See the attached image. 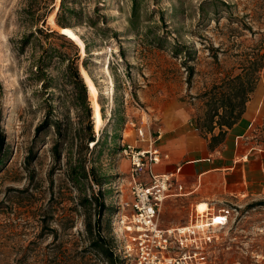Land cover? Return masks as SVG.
Returning a JSON list of instances; mask_svg holds the SVG:
<instances>
[{
    "label": "rangeland",
    "instance_id": "obj_1",
    "mask_svg": "<svg viewBox=\"0 0 264 264\" xmlns=\"http://www.w3.org/2000/svg\"><path fill=\"white\" fill-rule=\"evenodd\" d=\"M41 1L0 0V132L4 135L0 264H112L115 203L132 202L126 190L129 162L119 153L120 140L134 145L135 128L145 126L162 150L163 145L178 142L188 145L192 135L208 142L209 149L218 146L220 136L217 141L212 137L220 133V115L227 118L229 112L220 100L243 73L247 58L261 48L259 33L264 25L252 19L238 21L252 14L253 0H217L231 6L229 13L237 21L228 19L223 6L215 15L206 6L203 16L199 6L210 0H134V16L132 0H76L69 3L75 15L66 16L71 28L65 32L54 23L59 0H52L45 24L39 22L35 28L66 33L81 49L84 41L89 44L86 66L91 78L82 67L86 54L81 49L78 66L93 94L94 134L100 139V145L96 149L88 145V151L77 140L63 141L55 157L57 130L54 123H43L47 113L68 137L79 126L71 87L62 76L66 63L59 64L55 57L49 60L48 97L39 92V82L29 77L34 61L44 55L41 48L62 47L69 54L70 41L39 34L35 48L29 45L20 51L18 40L35 30L25 25L23 10ZM174 46H178L176 54ZM257 76L242 107L253 115L245 144L264 151V62ZM233 108V114L241 110L238 105ZM79 156L85 159L86 171L93 168L99 183L88 177L86 196L98 190L103 194L106 209L100 231L112 256L92 245L84 228L89 212L79 203L84 195L67 178L69 166L74 167ZM195 205L185 197L164 201L161 225L185 226L190 214H196ZM213 207L227 209L229 216L228 225L218 230L219 242L209 250V264H264V196L240 203L218 202Z\"/></svg>",
    "mask_w": 264,
    "mask_h": 264
},
{
    "label": "trees",
    "instance_id": "obj_2",
    "mask_svg": "<svg viewBox=\"0 0 264 264\" xmlns=\"http://www.w3.org/2000/svg\"><path fill=\"white\" fill-rule=\"evenodd\" d=\"M76 1V0H59L58 8H55L53 12H55V18L54 23L61 28V30L66 29L67 27H70V25L66 22L67 17L66 16H74L75 10L69 6V3ZM256 1L255 9H253L252 14H245L243 17H241L239 20L237 18H234L231 13H229V10L231 9V6H228L227 4H224L223 2H219L217 0H210V1H203L200 4V12L204 16L205 13V7L209 6L212 7V15H215L218 13V7L223 6L228 11V19L232 21H244L245 19H252V21H255L256 23H259L260 26L264 25V0H253ZM132 15L134 16L135 8H134V0H132ZM52 4V0H43L40 3L37 4L35 7H29L23 10L25 15V25L30 26L33 25L34 28L36 27L37 23L41 22L42 25L45 24L46 16L49 14V8ZM258 16V17H257ZM130 23L132 25V21L130 20ZM244 27L246 29H250L246 24ZM71 28V27H70ZM44 35L47 37L52 36H60L62 38L67 39L69 42V46L71 47V51L68 53L62 51V47H54V46H48V48H41L44 49L43 53L37 60L34 61V67L32 70H30L29 77L32 78L34 81H38L40 84L41 92L42 94L49 96L48 90L50 89V78H48L47 75H45V70L48 67L49 60L52 57H55L59 64L66 63L65 68L63 70L62 76L64 83L67 86L71 87V105L73 108L77 111L76 119L78 124V130L76 134L73 137H68L66 134L61 133V124L59 122H52L51 115L47 113V118L43 123L49 124L54 123V127L57 130V137L58 141L54 142V145L52 147V152L54 153L55 157L58 156V147L60 146L63 141L69 143L77 140L80 144V146L84 149V151H88V145H92V149H96L100 145V139L95 138V131H94V112L95 109L93 108V94L90 92V89L88 87L87 82L81 77L79 73V53L82 50L85 55V60L82 62V67L84 70L88 73L89 77L91 78L88 68L86 66L87 58H88V48L89 44L84 41V45L82 49L78 46V44L74 43L68 34L66 33H60L59 35L54 31L49 30H42L37 29L31 31L29 34L23 36L20 40H18L20 51L24 50L25 47L32 45L33 48H35L34 41H36L37 35ZM260 36V47L255 53L252 54V57L247 58L245 61L246 65L243 67V73L238 74L234 78L233 86L230 88L229 92L224 93L222 96L221 107H224L227 111H229L227 114V118H225L224 115H220L218 126L220 128V133L218 136H213L212 140L217 141L219 136L221 140L218 141V145L221 144L224 140L226 131L230 129L242 116L244 113V110L242 109L245 102L248 100L249 94H251L254 90V87L258 81V72L263 67L264 62V31L259 33ZM33 39V40H32ZM81 49V50H80ZM23 53V52H21ZM121 59L124 57L123 52L119 50ZM173 54L178 53V46H174L172 50ZM83 79V80H82ZM93 81V80H92ZM94 83V81H93ZM95 84V83H94ZM36 92H31V94H35ZM88 94V96H87ZM89 98V102H88ZM234 101V103H232ZM90 103V106H89ZM100 113L102 119H104L103 114V107L100 104ZM236 105L241 106V110L237 112L236 114H233V107ZM51 113V111H50ZM71 123V122H70ZM120 124V122H117ZM69 124V123H68ZM223 127L227 128L226 131L222 130ZM209 132L212 131V127L208 128ZM4 143V135L0 132V150ZM216 146V145H215ZM79 155L80 151L78 152ZM1 163V159H0ZM88 177H91L96 185L98 186V180L93 176V168H89L88 171L85 170V159L82 157L78 158V163L71 167L69 166L67 178L68 181L71 183V187L75 188L76 191L81 192L84 196L80 200V205L88 210V217L85 221L84 228L88 236L91 238L92 245L97 249V251H100L102 254H104L106 257L112 256V250L111 252H108V248L106 247V240L101 235L100 231V219L105 211V204L103 201V194L100 190H98L97 193L92 194L91 196H86L85 190H86V181L88 180ZM114 253V252H113ZM115 256V255H114ZM114 262L112 264H118L117 257L115 256V259L113 258Z\"/></svg>",
    "mask_w": 264,
    "mask_h": 264
},
{
    "label": "built area",
    "instance_id": "obj_3",
    "mask_svg": "<svg viewBox=\"0 0 264 264\" xmlns=\"http://www.w3.org/2000/svg\"><path fill=\"white\" fill-rule=\"evenodd\" d=\"M160 135L158 132L157 138ZM135 136L146 147L120 140L119 153L129 162L126 190L132 202L121 199L115 203L114 252L118 264H209V250L219 242L218 230L228 225V210L215 211L207 205L203 214L195 211L188 225L162 228V204L169 196L184 191L180 168L156 174L154 167L168 155L155 146L145 126L136 127ZM218 218L222 222H217Z\"/></svg>",
    "mask_w": 264,
    "mask_h": 264
},
{
    "label": "crops",
    "instance_id": "obj_4",
    "mask_svg": "<svg viewBox=\"0 0 264 264\" xmlns=\"http://www.w3.org/2000/svg\"><path fill=\"white\" fill-rule=\"evenodd\" d=\"M252 116L251 110L246 109L242 117L226 131L223 142L213 149H209L208 142L195 135H192L188 145L178 142L163 145L164 150L159 147L162 153L168 155V159L161 160L154 167V172L167 174L179 167V177L184 187L182 194L169 196L166 200L185 197L190 202H196V205L205 202L208 206H214L218 202L240 203L244 198L264 196V151L247 148L245 144L252 126ZM134 145L146 147L137 141L136 136ZM189 217L190 221L193 214Z\"/></svg>",
    "mask_w": 264,
    "mask_h": 264
},
{
    "label": "bare ground",
    "instance_id": "obj_5",
    "mask_svg": "<svg viewBox=\"0 0 264 264\" xmlns=\"http://www.w3.org/2000/svg\"><path fill=\"white\" fill-rule=\"evenodd\" d=\"M63 31L69 32V29H65ZM105 71L107 75H109L108 66L105 68ZM206 210H207V204L205 202L198 203L197 205H195V208H194V212L196 211L198 215L203 214ZM217 222H222V220L218 218ZM200 224H204V223L200 222Z\"/></svg>",
    "mask_w": 264,
    "mask_h": 264
}]
</instances>
